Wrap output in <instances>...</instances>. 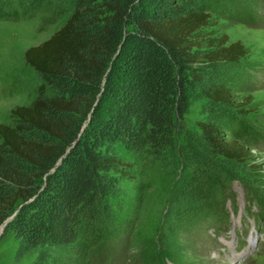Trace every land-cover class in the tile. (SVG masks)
<instances>
[{"label":"trees","instance_id":"trees-1","mask_svg":"<svg viewBox=\"0 0 264 264\" xmlns=\"http://www.w3.org/2000/svg\"><path fill=\"white\" fill-rule=\"evenodd\" d=\"M234 1L74 0L62 25L23 51L37 85L0 123V224L17 209L4 232L18 252L67 246L100 204L119 209L140 160L174 146L193 96L233 103L224 69L248 49L219 20L263 24ZM199 125L216 153L250 157L238 134Z\"/></svg>","mask_w":264,"mask_h":264},{"label":"rangeland","instance_id":"rangeland-1","mask_svg":"<svg viewBox=\"0 0 264 264\" xmlns=\"http://www.w3.org/2000/svg\"><path fill=\"white\" fill-rule=\"evenodd\" d=\"M73 1L0 0V123L10 121V108L27 103L37 85L23 51L57 30ZM234 2L263 24L219 20L229 41L248 49L238 66L224 69L233 103L193 96L174 146L140 160L123 183L119 209L100 204L91 218L83 215V233L64 247L18 252V240L6 230L0 264H264V0ZM199 122L225 137L238 134L250 157L216 153Z\"/></svg>","mask_w":264,"mask_h":264},{"label":"water","instance_id":"water-1","mask_svg":"<svg viewBox=\"0 0 264 264\" xmlns=\"http://www.w3.org/2000/svg\"><path fill=\"white\" fill-rule=\"evenodd\" d=\"M76 141V140H75ZM75 141L72 143V145L71 146H73L74 145V143H75ZM71 146H69V147H67V149H66V152L71 148ZM16 212H17V209L12 213V214H10L1 224H0V238H1V236L3 235V233H4V229H5V227L7 226V224L9 223V221L14 217V215L16 214Z\"/></svg>","mask_w":264,"mask_h":264}]
</instances>
